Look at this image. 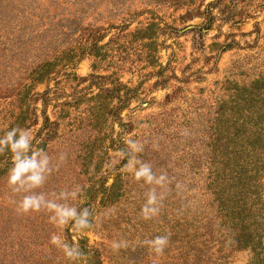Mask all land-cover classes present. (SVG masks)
<instances>
[{"label":"rangeland","instance_id":"1","mask_svg":"<svg viewBox=\"0 0 264 264\" xmlns=\"http://www.w3.org/2000/svg\"><path fill=\"white\" fill-rule=\"evenodd\" d=\"M13 126L51 171L0 153V264H264V0H0Z\"/></svg>","mask_w":264,"mask_h":264},{"label":"clouds","instance_id":"2","mask_svg":"<svg viewBox=\"0 0 264 264\" xmlns=\"http://www.w3.org/2000/svg\"><path fill=\"white\" fill-rule=\"evenodd\" d=\"M15 137V139H14ZM33 137L24 129L19 127H11L9 130L5 131L2 136H0V153H3L5 146L8 147L9 152L11 153V163L12 167L8 170V184L13 185L17 182L24 183V181L30 182L32 187H37L41 184L44 175L46 172L51 171L49 169V157L46 154H43V150L32 148ZM135 149V145H130ZM62 159V157H61ZM30 173L29 175H24ZM137 175H146L147 179L150 181L152 176L149 174L148 168H142ZM24 176V180H21V177ZM164 177H160V180H163ZM159 182V181H158ZM15 191V189H13ZM66 195L76 196V192L64 193L61 192L60 196L63 198ZM43 200V197H27L23 200L21 207L24 210H27L30 206L36 208L39 206V203ZM48 207L55 209L56 216L58 217L57 223L60 225H66L71 220L73 221L72 227L74 229H80L88 226V221L86 219L88 212L86 209L81 210L77 213L74 207H61L54 203L49 202ZM52 242L56 243L57 238L53 237ZM165 242V238H156L154 243L161 245ZM65 250V255L70 259H75L80 255L79 252L75 250H70L67 246H63ZM157 252L160 251V248L156 249Z\"/></svg>","mask_w":264,"mask_h":264},{"label":"trees","instance_id":"3","mask_svg":"<svg viewBox=\"0 0 264 264\" xmlns=\"http://www.w3.org/2000/svg\"><path fill=\"white\" fill-rule=\"evenodd\" d=\"M25 40H27V38H25ZM30 40V38L28 39V41ZM31 40H32V38H31ZM17 84H9L5 89H4V91L2 92L3 93V97H8L9 95H15V94H13L14 92H12V90L11 89H14V86H16ZM34 96V95H33ZM35 98H37L38 100L39 99H42L43 100V102H44V104L46 103V99H45V94L43 93V94H41V93H38L37 94V97H35ZM37 120V118H34V120H33V122H35ZM45 120H46V122L47 121H49V118H48V116L47 115H45Z\"/></svg>","mask_w":264,"mask_h":264}]
</instances>
